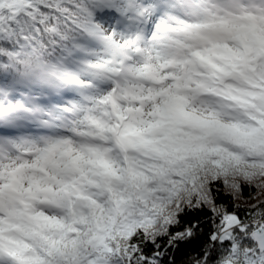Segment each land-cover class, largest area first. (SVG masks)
Returning a JSON list of instances; mask_svg holds the SVG:
<instances>
[{"label": "snow or ice", "instance_id": "6c2138e0", "mask_svg": "<svg viewBox=\"0 0 264 264\" xmlns=\"http://www.w3.org/2000/svg\"><path fill=\"white\" fill-rule=\"evenodd\" d=\"M0 264H264V0H0Z\"/></svg>", "mask_w": 264, "mask_h": 264}, {"label": "trees", "instance_id": "16d2710c", "mask_svg": "<svg viewBox=\"0 0 264 264\" xmlns=\"http://www.w3.org/2000/svg\"><path fill=\"white\" fill-rule=\"evenodd\" d=\"M178 259H179V257H178Z\"/></svg>", "mask_w": 264, "mask_h": 264}]
</instances>
